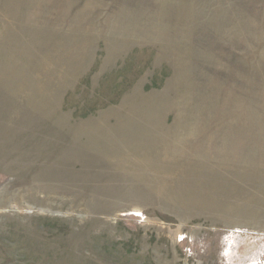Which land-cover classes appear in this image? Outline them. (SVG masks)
<instances>
[{
	"label": "rangeland",
	"instance_id": "1",
	"mask_svg": "<svg viewBox=\"0 0 264 264\" xmlns=\"http://www.w3.org/2000/svg\"><path fill=\"white\" fill-rule=\"evenodd\" d=\"M0 264H264V0H0Z\"/></svg>",
	"mask_w": 264,
	"mask_h": 264
}]
</instances>
